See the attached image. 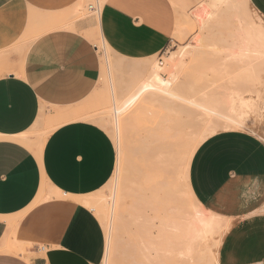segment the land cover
<instances>
[{
  "label": "crops",
  "instance_id": "crops-1",
  "mask_svg": "<svg viewBox=\"0 0 264 264\" xmlns=\"http://www.w3.org/2000/svg\"><path fill=\"white\" fill-rule=\"evenodd\" d=\"M78 1L0 0V264H97L102 254V227L78 199L114 168L106 131L80 109L101 74L87 34L142 59L178 43L187 17L213 13V0L210 9L201 0H105L98 19L56 14ZM245 1L264 17V0ZM30 18L38 29L29 31ZM188 184L229 222L217 264H264V140L239 129L209 135L191 157Z\"/></svg>",
  "mask_w": 264,
  "mask_h": 264
},
{
  "label": "rangeland",
  "instance_id": "rangeland-1",
  "mask_svg": "<svg viewBox=\"0 0 264 264\" xmlns=\"http://www.w3.org/2000/svg\"><path fill=\"white\" fill-rule=\"evenodd\" d=\"M104 1L79 0L56 14L70 20L97 19V9ZM201 1L210 9V0ZM212 6L213 13L203 21L187 17L178 24V29L182 28L178 43L148 58H127L104 44L98 32L87 34L98 45L101 74L97 88L80 109L89 116L86 120L106 131L114 149L110 178L83 195L90 201L81 202L103 230L97 264H146L150 247L157 243L169 250L172 260L168 256L167 264H189L188 260L191 264H216L217 248L229 222L216 215L206 242L192 241L189 222L196 206L187 188L189 164L201 137L207 138L213 128L247 130L264 140V57L232 54L247 40L255 41V34L249 35L247 30L258 21L264 26V17L245 0H213ZM38 14L48 15L30 10L29 17ZM30 20L29 31L40 27ZM178 58H182L180 64L171 63ZM154 65L161 76L171 78L169 92L147 94L143 101L140 96L119 111ZM234 88L249 103L245 127H233L229 120L235 114L231 109ZM47 129L39 131V136ZM168 129L184 132L187 140L177 146L173 162L165 169L159 163L161 148L163 151L159 139ZM171 225H176L175 233H170Z\"/></svg>",
  "mask_w": 264,
  "mask_h": 264
},
{
  "label": "bare ground",
  "instance_id": "bare-ground-1",
  "mask_svg": "<svg viewBox=\"0 0 264 264\" xmlns=\"http://www.w3.org/2000/svg\"><path fill=\"white\" fill-rule=\"evenodd\" d=\"M97 13H99V11ZM254 14H257V12ZM255 16L260 18V16H258V14ZM95 18L98 19L99 14H98V16H95ZM253 22H250L249 25H251V23H253ZM252 27L253 28L248 29L250 31L247 30V33H249V35H251L250 33L253 32V34H255V36L258 40H256L255 37H253L254 35H252V38H254L256 42L253 41V39H250L251 37H249L250 40H247V41H249V43H251L250 41L252 40L253 43L247 44L248 43L247 41L245 43H243V45L239 47L240 48L239 51L232 53L234 57L238 56V57H243V58L247 57V58H259V59L264 57V26H263V24L261 25V23L259 24V21H258L257 23L254 22V25ZM252 29H253V31H252ZM103 43L105 44L104 41H103ZM181 61H182V58H178V59H176V61L172 60L171 63H173L174 65H177V64H180ZM140 67H141V64H140ZM159 69L160 68H158L156 65L153 66V69H151L152 71H149V74L141 81V83L139 84L138 88L135 90L133 95L130 96L125 101L124 105H122L120 107L119 111L120 110L122 111L131 102H133L134 100H136L140 96H141L142 101H143V99L146 98L147 94L149 96V95H153V94L157 95L160 93H168L169 92L168 87L172 83L170 81L171 78L166 79L163 76H161L159 74ZM253 70H255V69H253ZM245 71H248V70L245 69ZM250 71H252V70L250 69ZM246 74L249 75V77H251V75H253V74H250L247 72H246ZM241 80H244V79L242 78ZM246 80L247 79H245V81ZM238 84L240 85V83H238ZM236 86H237V84H236ZM234 90H235V88L231 91L233 93L232 99H231L232 100L231 109L235 111V114H234V116L232 115L229 118V120H230L231 126H233V127H245L246 115L244 113H246L245 110H246V108H248L249 103L246 100V98L241 95V93H239L238 91H234ZM55 115H56V113H55ZM84 117L88 118L89 116L86 115ZM210 131L213 133L216 132L214 128L210 129ZM162 137H163V140H161ZM160 138L161 139H159V140L162 142V144L160 141H159L160 142L159 144L163 145V151H161L162 150V148H161L162 146H161L160 147L161 148L160 152L162 153V154L160 153L161 154L160 155L161 162H159V160H158V162L160 164H162L164 166V168L166 169L167 165L172 163L173 162L172 159L175 158L174 155L177 153L176 151H178L177 146L181 145L184 141L187 140V134H185L182 131H178V130L172 131L171 129L170 130L168 129L167 132L165 131L164 135L162 134V136ZM205 138H206V135H203L201 137L200 141L202 142ZM157 156L159 157V153ZM187 186H188L187 188L189 191L190 198L192 199V201L195 203V206H196L194 209V212L192 213V216L190 217V222H189V224H190L189 231H190L191 239L193 242L194 241L195 242L198 241V243L200 241L206 242V237L208 236L209 232H211L213 227H214V218L216 217V215L213 214L212 212L205 210L204 207L202 206V204L194 197V195L190 189V186L188 184H187ZM78 199L81 202L90 201L88 199H84L83 196H80V198L78 197ZM171 226H173V225H171ZM171 226H169V227L172 228L173 230L170 231V233H175V229H177L176 225H174L173 227H171ZM16 252H19L21 254L23 252L25 253V251L22 250V248H17ZM146 256H147L146 257L147 258L146 264H167L168 260L171 257L169 254V250L168 249L166 250L165 247L163 245H161V243H160V245H158V243L156 245H152V247H150V250ZM168 256H170L169 259L167 258ZM170 260H172V257ZM188 263L191 264V260H188ZM216 264H217V253H216Z\"/></svg>",
  "mask_w": 264,
  "mask_h": 264
},
{
  "label": "built area",
  "instance_id": "built-area-1",
  "mask_svg": "<svg viewBox=\"0 0 264 264\" xmlns=\"http://www.w3.org/2000/svg\"><path fill=\"white\" fill-rule=\"evenodd\" d=\"M89 8H90V9H93L94 7H93V5H90Z\"/></svg>",
  "mask_w": 264,
  "mask_h": 264
}]
</instances>
